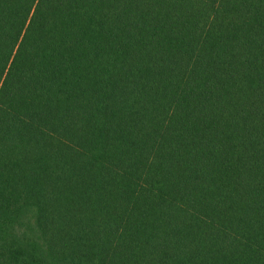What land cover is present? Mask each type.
I'll use <instances>...</instances> for the list:
<instances>
[{
  "label": "trees",
  "instance_id": "trees-1",
  "mask_svg": "<svg viewBox=\"0 0 264 264\" xmlns=\"http://www.w3.org/2000/svg\"><path fill=\"white\" fill-rule=\"evenodd\" d=\"M0 264H264V0H0Z\"/></svg>",
  "mask_w": 264,
  "mask_h": 264
}]
</instances>
